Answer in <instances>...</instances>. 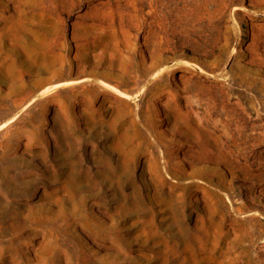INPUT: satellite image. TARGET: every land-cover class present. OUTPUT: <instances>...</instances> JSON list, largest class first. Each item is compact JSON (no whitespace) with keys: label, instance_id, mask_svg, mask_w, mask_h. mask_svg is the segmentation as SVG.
Masks as SVG:
<instances>
[{"label":"rangeland","instance_id":"obj_1","mask_svg":"<svg viewBox=\"0 0 264 264\" xmlns=\"http://www.w3.org/2000/svg\"><path fill=\"white\" fill-rule=\"evenodd\" d=\"M0 264H264V0H0Z\"/></svg>","mask_w":264,"mask_h":264}]
</instances>
